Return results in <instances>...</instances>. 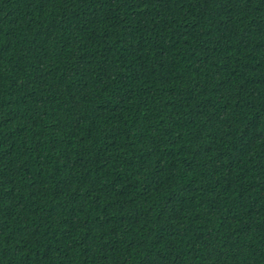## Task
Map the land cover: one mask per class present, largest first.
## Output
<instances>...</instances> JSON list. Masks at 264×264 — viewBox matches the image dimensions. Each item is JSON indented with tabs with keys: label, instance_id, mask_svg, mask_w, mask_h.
<instances>
[{
	"label": "trees",
	"instance_id": "trees-1",
	"mask_svg": "<svg viewBox=\"0 0 264 264\" xmlns=\"http://www.w3.org/2000/svg\"><path fill=\"white\" fill-rule=\"evenodd\" d=\"M0 264H264V0H0Z\"/></svg>",
	"mask_w": 264,
	"mask_h": 264
}]
</instances>
